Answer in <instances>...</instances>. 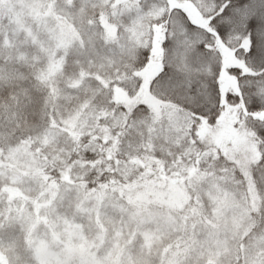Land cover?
<instances>
[{"label": "rangeland", "instance_id": "1", "mask_svg": "<svg viewBox=\"0 0 264 264\" xmlns=\"http://www.w3.org/2000/svg\"><path fill=\"white\" fill-rule=\"evenodd\" d=\"M76 3L79 0H0V21L16 26L17 31L13 33L17 35L49 34L55 45L53 54L56 62L52 69L55 66L57 70L62 68L70 51L81 45L79 38L83 33L78 29L95 28L94 19L86 24L82 14L71 12ZM136 3L135 0H104L105 6L101 8L98 21L106 27L104 32L108 40H113L115 33L110 23L113 15L126 11L139 13ZM162 4L154 6V20L181 8L192 23L209 28L210 19L192 0H163ZM160 28L153 31V60L147 67L136 76H122L103 83L104 93L110 96L108 101L115 107L100 110L85 100L71 111L61 110L58 108L59 99L53 96L46 111V141L42 143L26 138L19 143L14 139L10 142L12 163L20 169L17 167L16 172L11 171L9 176L13 178L14 173H19L30 178L33 187L23 200L20 196L15 201L6 200L0 210V234L6 236L19 231V235L12 236L11 247L6 249L7 254H11L9 264H27L25 255L28 251L33 257L29 264H186L187 260L203 261L202 264H260L264 261V230L253 248L242 247L250 232L257 230L258 220L252 211L256 213V207H261L264 199L252 175L264 155V144L257 140L253 130L255 115L249 118L243 108H235L226 102L228 91L241 94L239 81L232 74L236 67L245 70L243 58L240 52L228 48L216 38L215 44L223 59L219 86L224 113L215 125L204 122L197 130L196 135L203 148L196 145L187 147L184 143L187 137L177 139L170 146L165 143V134L172 127H180L187 122L191 136L194 119L180 115L178 110L165 113L162 102L154 100L150 93L149 82L161 65L158 61L162 55L163 30ZM83 44L86 48L91 43ZM86 77L87 74L82 75L75 87L83 84ZM139 104L146 105V115L140 118L130 116L135 110L139 112ZM258 117L264 120V113ZM59 137H65L71 142L72 151L82 154L98 152L99 138L107 139L105 142H118L115 149L121 159L113 163L112 170L118 175L114 180L122 182L124 188L119 183L99 187L80 184L83 190L81 197L69 204L76 206L74 221L67 213L68 221L57 223L53 220L59 218L57 210L63 213L69 206L66 201L69 190L65 192L62 183L77 184V174L72 172V163H69V152H55L54 145H57ZM189 143H193L192 139ZM206 145L214 151H209ZM58 155L66 157L58 158ZM218 156L224 159L226 167L221 169L217 166L215 160ZM79 165L84 168L83 179L89 173L86 165L97 173L108 170L102 162ZM45 170H48L46 175L43 174ZM237 170L241 174L238 182L233 176ZM53 171L63 173L65 181L59 179L56 182L50 174ZM175 180L178 183L174 185L172 181ZM241 182L243 195L240 193ZM235 184L236 188L233 187ZM74 190L78 193L77 188ZM111 199L118 206L124 202L125 206H119L124 208V213H134V231L122 228L120 219L110 220L108 215L116 212L118 206H103L111 204ZM90 200L96 209L90 224L94 233L84 235L79 221ZM166 214L168 218H164ZM121 215L123 213L118 216ZM199 233L207 236L211 244L209 248L208 245H199L198 253L194 247ZM165 235L172 239L163 245ZM139 238L145 251L137 261L132 251H135ZM161 246L162 251L156 260L152 250ZM248 254L258 256V262L250 261Z\"/></svg>", "mask_w": 264, "mask_h": 264}, {"label": "trees", "instance_id": "2", "mask_svg": "<svg viewBox=\"0 0 264 264\" xmlns=\"http://www.w3.org/2000/svg\"><path fill=\"white\" fill-rule=\"evenodd\" d=\"M135 1H137L136 4L140 8V12L129 14V12L126 11L124 14L113 15L110 19V23L114 26L113 31H115V33L113 40H108L105 36L106 32H104L106 27L103 26L104 24L102 22L98 21L102 13L101 8L105 6L104 0H79V3H76L71 12L74 14H82L86 24L94 19L95 23L93 27L95 28L78 29L80 33H83L79 38V44L81 45L70 51V56L64 61L62 68L59 67L57 70L55 66L52 69V64L54 65L56 62V58L53 54L55 45L49 34L46 32H39L17 35L13 33L17 31L16 26L9 25V22L6 21H0V210L6 200L15 201L18 198L17 196H20L23 200L25 195H30L33 187V185L30 184V178H26L19 173H14L13 178L9 176L10 172H16L15 170H17L18 167L15 163H12L13 155L11 154V150H9L10 142L14 139L16 140L15 143H19L26 138H31L32 140L42 143L46 141V111L48 110L50 98L53 96L59 99L58 108L61 110L67 109L71 111L73 108L75 109V107L84 103L85 100L91 101L95 106L91 107L100 110H107L108 108L112 109L115 107L114 103L108 101L110 96L105 95L103 83L122 76L131 75L125 63L129 55L134 56L135 67L138 69L135 72V76L148 66L150 61L153 60L151 51L153 31L159 26L163 32L161 36L162 55L158 62H161L166 52L176 53L185 74L183 86L185 88H190L193 92H199L207 100L205 107L194 110L197 116H193L191 112L185 113V115H189L192 120L194 119L195 122L199 123L198 128H195L194 123L191 127L192 131H190V135L193 141L192 146L196 145L203 148L196 135L197 130L204 122L215 125V122L224 113V106L220 101L221 91L219 86L223 59L215 43L210 46V55L207 56L198 53L197 44L200 40L208 38L205 36V33L213 32L211 26V13L215 5L220 3V0H192L193 3L200 6L202 13L206 14L203 15H205L206 18L208 17L207 19H210V21L209 28L198 26L201 31L195 33V35L200 39L193 41L190 46L187 47L184 45V41L187 39L185 35L187 30L184 24V16L187 14L181 8H176L167 12L160 20H154L152 10L156 3L163 6V0ZM250 2L258 3L259 0H250ZM72 15L73 14H71V16ZM187 18L190 20V17L187 16ZM137 21L141 23H136ZM217 38L219 39V37ZM83 43L91 44L84 48ZM223 44L228 48L235 49L236 52H240L241 47L246 48L248 46V41L243 38L242 33H237L230 38L228 44ZM145 54L148 56L147 63L144 62ZM241 57L243 58L245 70L236 67L234 69L238 71L233 70L232 74L239 81L241 94H233L231 91H228L226 102L229 105L236 106L235 108H243L248 112L249 118L251 115H255V118L253 120L251 119L252 122H254L253 130L257 134V140L264 144V120L258 117L260 113H264V68H260L253 64L245 55L241 54ZM217 68L219 69L218 75ZM84 74H87L84 83L79 85V87H75L77 80H81ZM169 75H173L171 70H169ZM140 82L139 79L138 85ZM149 83L150 93L153 99L160 103L161 100L157 98L153 91L154 79L152 78ZM129 86L130 84L125 87V89L127 90ZM40 92H43L45 95L43 99V108L39 114H37L34 110V101L39 99L38 94ZM113 102H115V99ZM140 104L138 105L140 108L139 112L134 109L135 111L130 116L140 118V116L146 115L144 113L146 105ZM99 139L100 146L98 147V152L95 151L97 152L96 154L91 151L83 154L80 151H72L71 142L66 140L65 137H59L57 145H54L57 154L61 151L69 152V163H72V172L75 175L77 174L75 176V180H77L75 183L77 184H73L64 182L66 177L60 171L57 173L54 171L50 172L56 182L59 181V179L61 182H64L62 184L65 192L69 190L66 196L67 205L81 197L80 193L82 189L80 184L82 183L88 186L92 185V187L119 183L114 180L118 178V175L112 170L113 163L121 159L119 152L115 149L118 142H113V144L104 141L107 139ZM57 157L63 158L66 156L58 155ZM215 161L217 162V166L221 169L227 166L222 157L218 156ZM91 162H102L103 165L108 166V170L103 173H97L90 171L89 165H86V171L89 173L83 179L84 168H81L79 163L88 164ZM18 168L20 169V167ZM47 171L48 170H45L43 174L46 175ZM240 175V171L238 172V170L233 172L236 182L241 179ZM252 175L254 176V181L259 193H262L264 196V155L261 157L258 165L254 167ZM121 184L122 182L119 183V186L124 188V185ZM236 185L237 184L233 187L236 188ZM74 188L78 189V193L75 192ZM110 203L111 204H104L103 207H105V205L109 207L113 205L114 207L115 205L118 206L112 199ZM119 204V206H125L123 201ZM119 206L116 212H112L108 217L111 221L122 220V228H125L127 231H134V213L131 211L124 213V208ZM75 208L76 206L69 205L64 209L63 213H59L58 209L57 215L59 218H53V220L57 223H59V221L67 222L70 217L74 221L73 211ZM84 208V216L81 217L79 224H81L80 227L83 229L82 234L91 235V233H94V228H92L90 224L91 217L94 216L93 213H95L96 210L95 204L90 200V203ZM247 208L252 209V207L249 206ZM252 212L253 215H255L254 218L258 220L256 224L257 227L255 228L257 230L250 232L244 239L245 241L242 243L243 249L247 247L253 248L256 240L264 230V199L262 206L256 207L257 214L254 211ZM67 213H70L69 217L66 216ZM101 213H104V208H102ZM122 213L123 215L118 216ZM129 216L133 217V219ZM166 217L168 218L167 214L164 215V218ZM177 220H179V218H177ZM111 225L113 226L114 224L111 223ZM17 235H19L18 230L12 235L3 236V234H0V264L10 263L11 254H7L6 249L11 247L10 243L12 241V236ZM164 237L163 245L167 241L170 242L172 239L170 237L167 238L166 235ZM195 239L197 244L194 249L196 248L195 250L198 253L200 251L199 245H208L209 248L211 244L207 236H203L200 233ZM136 242L137 247L135 251H132V254L136 255L137 257H135V260L139 261L143 256L142 254L145 248H142L140 245V243H142L140 238L136 240ZM220 242L222 241L219 240V243ZM152 251L155 255V259L158 260L160 256L159 253L162 251V246ZM13 253H15V250ZM248 256L250 255L248 254ZM32 258L31 251H28L25 255L27 264L32 262V260H30ZM151 259L153 258L151 257ZM258 259L259 257L256 255L250 256V261L258 262ZM189 263L202 264L203 261L187 260L186 264ZM182 264H185V262H182ZM260 264H264V261Z\"/></svg>", "mask_w": 264, "mask_h": 264}, {"label": "snow or ice", "instance_id": "3", "mask_svg": "<svg viewBox=\"0 0 264 264\" xmlns=\"http://www.w3.org/2000/svg\"><path fill=\"white\" fill-rule=\"evenodd\" d=\"M211 15L213 32L205 33L208 38L200 40L197 44L198 53L204 56L210 55L209 48L217 37L221 42L228 44L233 35L242 33L243 38L248 41V46L241 47L240 54L245 55L258 67L264 68V0H259L258 3H251L250 0H220ZM184 24L187 30L184 45L187 47L193 41L200 39L195 33L200 32L201 29L192 24L187 15L184 16ZM144 62H148L147 54ZM234 71L238 70L234 69Z\"/></svg>", "mask_w": 264, "mask_h": 264}, {"label": "clouds", "instance_id": "4", "mask_svg": "<svg viewBox=\"0 0 264 264\" xmlns=\"http://www.w3.org/2000/svg\"><path fill=\"white\" fill-rule=\"evenodd\" d=\"M128 67V71L131 75H135L138 70L135 67L134 56L129 55L128 60L125 62ZM169 70L173 75H169ZM155 83L153 85L154 94L162 102V111L165 113L169 111L178 110L180 115L191 112L193 116H197L194 111L198 108H203L207 104V100L199 92H193L190 88L183 86L185 79L184 71L180 65V60L176 53L166 52L161 59L160 71L157 72L153 78ZM44 93L38 94L39 99L34 101V110L37 114L43 108ZM195 128L199 127V123L193 122ZM167 143L173 146L177 139H184V143L187 147L191 148L192 144L189 141L192 139L189 136V128L187 122L180 127H172L169 132L165 134ZM164 140V136L161 137ZM209 151H214L210 145H206ZM240 193L243 195V182H241Z\"/></svg>", "mask_w": 264, "mask_h": 264}, {"label": "water", "instance_id": "5", "mask_svg": "<svg viewBox=\"0 0 264 264\" xmlns=\"http://www.w3.org/2000/svg\"><path fill=\"white\" fill-rule=\"evenodd\" d=\"M177 183H178V181H176V180H175V181H173V184H174V185H175V184H177Z\"/></svg>", "mask_w": 264, "mask_h": 264}]
</instances>
